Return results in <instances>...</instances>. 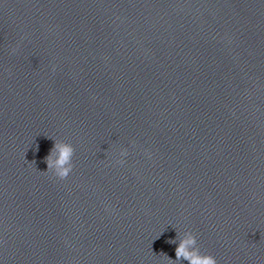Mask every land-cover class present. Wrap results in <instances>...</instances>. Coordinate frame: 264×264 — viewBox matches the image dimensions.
Masks as SVG:
<instances>
[{
  "label": "water",
  "instance_id": "1",
  "mask_svg": "<svg viewBox=\"0 0 264 264\" xmlns=\"http://www.w3.org/2000/svg\"><path fill=\"white\" fill-rule=\"evenodd\" d=\"M184 232L264 264V0H0V264H172Z\"/></svg>",
  "mask_w": 264,
  "mask_h": 264
},
{
  "label": "clouds",
  "instance_id": "2",
  "mask_svg": "<svg viewBox=\"0 0 264 264\" xmlns=\"http://www.w3.org/2000/svg\"><path fill=\"white\" fill-rule=\"evenodd\" d=\"M54 146L46 157L47 172L53 173L61 180L66 179L73 171V157L75 149L72 144L60 140H54ZM127 149L120 150L119 164H124L127 157ZM170 244H177L175 249V260L170 259L167 255V260L172 264H217V260L210 254L201 253L197 246V238L192 232L178 233L176 239L167 241Z\"/></svg>",
  "mask_w": 264,
  "mask_h": 264
}]
</instances>
